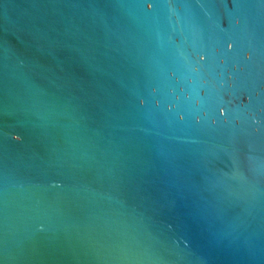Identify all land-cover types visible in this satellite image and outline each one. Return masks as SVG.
Instances as JSON below:
<instances>
[{"label":"water","instance_id":"95a60500","mask_svg":"<svg viewBox=\"0 0 264 264\" xmlns=\"http://www.w3.org/2000/svg\"><path fill=\"white\" fill-rule=\"evenodd\" d=\"M0 264H264V0H0Z\"/></svg>","mask_w":264,"mask_h":264},{"label":"clouds","instance_id":"9594fccd","mask_svg":"<svg viewBox=\"0 0 264 264\" xmlns=\"http://www.w3.org/2000/svg\"><path fill=\"white\" fill-rule=\"evenodd\" d=\"M229 47H231V45H229ZM221 111H223V110H221Z\"/></svg>","mask_w":264,"mask_h":264}]
</instances>
